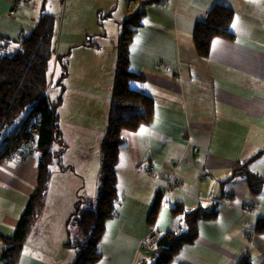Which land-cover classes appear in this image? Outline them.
I'll return each mask as SVG.
<instances>
[{
  "label": "crops",
  "instance_id": "1",
  "mask_svg": "<svg viewBox=\"0 0 264 264\" xmlns=\"http://www.w3.org/2000/svg\"><path fill=\"white\" fill-rule=\"evenodd\" d=\"M124 1L119 22L143 11L128 45L129 66L142 78L130 86L152 97L153 115L135 130H122L116 210L106 220L96 264H132L146 252L141 243L148 234L181 226V216L170 212L176 203L186 209L216 204L217 215L198 221L196 239L183 245L170 264H237L243 256L264 264V233L255 231L257 220L264 218V190L250 193L241 176L222 182L234 164L264 148V0ZM216 3L233 10L230 35H215L208 55L200 57L192 32ZM44 4L29 0L13 12L11 0H0V42L16 48ZM116 44L114 54L106 57L99 45L68 44L67 74L56 89L57 96L64 87L57 112L65 146L54 145L59 154L51 165L46 197L18 264H68L75 256V248L65 244L66 219L79 191L92 196L97 190ZM54 77L51 73V83ZM51 86L46 90L50 100ZM21 118L6 127L0 152ZM37 161L36 151L22 161L0 158V237L14 231L36 185ZM250 168L264 174V151ZM68 189L70 201L64 205ZM157 193L160 204L149 225L146 217ZM249 203H254L252 209ZM3 247L0 238V251Z\"/></svg>",
  "mask_w": 264,
  "mask_h": 264
},
{
  "label": "trees",
  "instance_id": "2",
  "mask_svg": "<svg viewBox=\"0 0 264 264\" xmlns=\"http://www.w3.org/2000/svg\"><path fill=\"white\" fill-rule=\"evenodd\" d=\"M161 0H139L141 4L158 3ZM143 11H135L120 20V32L116 44V58L111 84V97L105 129L99 145L100 163L96 196H82L76 199L74 209L66 219V226L74 225L79 237L66 239L65 244L75 248V256L68 264H96L100 259L98 242L105 229L106 220L116 210L118 196L115 166L118 160L119 145L123 141L122 130H135L139 125L150 121L153 115L152 97L140 89L130 86L133 80L142 76L129 66V43L140 25ZM233 10L223 4L212 5L204 20L195 24L192 40L196 53L206 57L211 39L215 35L229 37V27ZM67 53L57 52V24L53 14L42 11L31 30L21 35L18 46L12 48L9 41L0 42V136L4 128L13 124L14 119L26 112L20 125L34 122L38 132L35 136L34 150L38 153L37 181L29 195L28 202L19 215L14 231L9 236L1 235L4 247L0 251L2 264H18L23 244L30 227L36 220L44 203L51 179V165L59 154L54 145L65 143L58 126V106L62 101L64 87L56 98L48 99L46 90L50 84L53 64H61L60 80L67 74ZM51 61H53L51 67ZM58 79L57 83L60 84ZM6 138V140H7ZM6 143V141H5ZM5 146V144H4ZM4 148V147H3ZM264 151L260 149L249 159L238 161L230 174L222 180L234 177L246 179L252 194L264 190V174L253 171L250 162ZM161 196L157 193L149 207L146 222L155 221ZM173 215H180L182 224L177 229L158 233L153 243L147 244V252L139 255L132 264H170L172 258L183 245L193 242L198 235L199 220L216 217V204L186 209L181 203L170 207ZM256 232L264 233V218L257 220ZM69 232V229H68ZM237 264H252L250 258L243 256Z\"/></svg>",
  "mask_w": 264,
  "mask_h": 264
},
{
  "label": "rangeland",
  "instance_id": "3",
  "mask_svg": "<svg viewBox=\"0 0 264 264\" xmlns=\"http://www.w3.org/2000/svg\"><path fill=\"white\" fill-rule=\"evenodd\" d=\"M44 2L43 11L53 14L55 17L58 37L57 52L59 51V54H63L65 51L67 53L69 49L68 44L75 45L76 48H82L80 46H83V44L87 45V43L99 45L98 47L104 51L105 57L110 54L112 55V53L114 54V45L119 36V20L116 17L119 15L118 12L126 6L124 0H44ZM76 48H73V50ZM65 57L68 60V54ZM52 64L53 61H51V67ZM53 68L51 73L52 77L54 74L55 77L52 83L50 82L52 86L51 89H48V94L54 100L56 98V89L58 90L59 88L57 81L61 73V64L56 62ZM54 88L55 91H53ZM23 115L24 113L21 112L14 121L16 122ZM5 129L2 131L0 140L4 137ZM88 180L90 182L91 177H88ZM92 193V196H89L91 198L96 196V192ZM77 194L76 199L86 195L82 191H79ZM63 196L65 197L62 202L66 205L70 201V190H64ZM59 210L61 214L65 212V209L61 210L59 208ZM66 236L70 239L78 238L79 231L74 225H70L67 227Z\"/></svg>",
  "mask_w": 264,
  "mask_h": 264
},
{
  "label": "built area",
  "instance_id": "4",
  "mask_svg": "<svg viewBox=\"0 0 264 264\" xmlns=\"http://www.w3.org/2000/svg\"><path fill=\"white\" fill-rule=\"evenodd\" d=\"M29 0H11V9L17 12L20 5ZM207 13L204 14L206 16ZM38 132L36 120L34 122L24 121L20 127L6 140L3 150L0 152V158H12L15 160H25L34 153L35 136ZM156 236L154 233L147 235V241L153 242ZM141 248L146 250L145 242L141 243Z\"/></svg>",
  "mask_w": 264,
  "mask_h": 264
},
{
  "label": "bare ground",
  "instance_id": "5",
  "mask_svg": "<svg viewBox=\"0 0 264 264\" xmlns=\"http://www.w3.org/2000/svg\"><path fill=\"white\" fill-rule=\"evenodd\" d=\"M20 8V7H19ZM19 10V9H18ZM207 16V15H206ZM206 16H204L203 15V20L206 18ZM6 141V140H5ZM3 150V149H2ZM1 150V151H2ZM34 152H35V150H34ZM31 156V155H30ZM8 159V158H7ZM11 160H15V159H12V158H10ZM253 206H254V203H249L248 205H247V207L249 208V209H252L253 208ZM152 233H154V232H152ZM155 234V233H154ZM155 236H156V234H155ZM147 238V237H146ZM156 239V238H155ZM155 241V240H154ZM153 241V242H154ZM153 242H148L147 241V239L145 240V244H146V247H147V244H149V243H153ZM144 250V249H143ZM146 252H147V248H146V250H145Z\"/></svg>",
  "mask_w": 264,
  "mask_h": 264
},
{
  "label": "snow or ice",
  "instance_id": "6",
  "mask_svg": "<svg viewBox=\"0 0 264 264\" xmlns=\"http://www.w3.org/2000/svg\"><path fill=\"white\" fill-rule=\"evenodd\" d=\"M145 23H147V21H145ZM233 27H235V23L233 24ZM145 129L143 128V126L141 127V130L138 134L142 135L144 133Z\"/></svg>",
  "mask_w": 264,
  "mask_h": 264
}]
</instances>
